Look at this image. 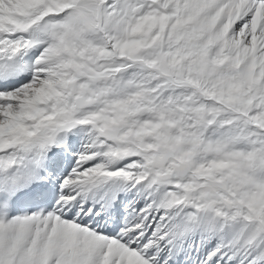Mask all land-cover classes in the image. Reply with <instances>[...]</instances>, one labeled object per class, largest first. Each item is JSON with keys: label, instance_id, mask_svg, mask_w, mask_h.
I'll return each mask as SVG.
<instances>
[{"label": "snow or ice", "instance_id": "snow-or-ice-1", "mask_svg": "<svg viewBox=\"0 0 264 264\" xmlns=\"http://www.w3.org/2000/svg\"><path fill=\"white\" fill-rule=\"evenodd\" d=\"M0 264H264V0H0Z\"/></svg>", "mask_w": 264, "mask_h": 264}]
</instances>
